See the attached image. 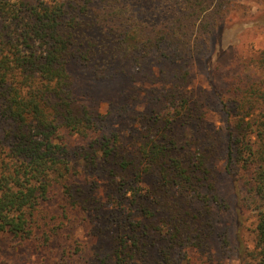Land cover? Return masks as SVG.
<instances>
[{
  "label": "trees",
  "instance_id": "obj_1",
  "mask_svg": "<svg viewBox=\"0 0 264 264\" xmlns=\"http://www.w3.org/2000/svg\"><path fill=\"white\" fill-rule=\"evenodd\" d=\"M93 1L0 0V240L48 246L99 201L83 196L81 167L96 178L108 169L119 178L116 187L130 193L118 201L117 231L105 229L111 245L82 263L86 245L76 240L74 250L64 249L65 263L191 264L195 255L206 254L200 224L216 196L209 168L215 147L182 141L173 132L194 118L185 66L196 58L207 62L236 0H102L99 11ZM96 29H103L101 39L91 34ZM105 50L114 60L135 63L157 51L184 61L162 92L173 113L138 138L136 158L106 116L75 97L70 60L87 62ZM244 76L231 83L233 106L222 101L224 152L239 205L253 210L264 249V85ZM233 161L250 176L247 195L234 177ZM198 205L201 214L184 212ZM108 209L101 204L94 211L103 217L100 211ZM240 251L249 252L247 246Z\"/></svg>",
  "mask_w": 264,
  "mask_h": 264
},
{
  "label": "rangeland",
  "instance_id": "obj_2",
  "mask_svg": "<svg viewBox=\"0 0 264 264\" xmlns=\"http://www.w3.org/2000/svg\"><path fill=\"white\" fill-rule=\"evenodd\" d=\"M101 1L94 0L91 3L93 9L101 10ZM236 3L235 12H231L222 33L216 36L215 49L207 62L196 58L185 66L190 71L188 87L192 92L194 118L192 124L177 125L173 132L182 141L198 139L202 147L207 144L215 147L209 168L216 196H212L209 202L210 215L201 216L203 223L200 224L205 227L206 254L195 255L191 264H264V249L257 241L253 210L239 205V189H236L234 178L226 167L224 149L227 139L223 131L225 113L222 104L223 101L228 103L227 108L233 106L231 100L234 98L229 89L232 81H239L241 75L245 77L244 74L248 73L264 85V27L259 25L264 23V13H261L264 11V0H236ZM146 6L153 7L151 3H146ZM244 11L257 15L249 18V15L243 16ZM149 12L146 10V15ZM102 30L96 29L91 34L101 39ZM160 53L153 52L135 63L134 60H114L105 50L87 62L72 59L68 64L78 104L88 107L95 114L106 116L107 124L121 135L131 158L137 157L138 138L147 134L149 127L157 126L164 117L173 113L162 92L166 82L172 84V76L183 67L184 61H172ZM81 168L79 184L84 190L83 196H95L100 201L95 206L106 205L108 211H100L104 216L97 217L95 206H90L92 213H79L72 227L62 231L46 247H37L32 243L13 245L11 241L0 240V264H66L64 249L70 247L74 250L76 240L86 245V252L81 256L82 263L109 249L110 234L105 229L113 226L117 231L114 219L117 213L120 214L118 201L126 200L130 193L116 187L117 178L108 169L104 178H96L84 166ZM231 168L242 187V194L247 195L245 185L250 176L245 175L246 171L239 161H233ZM117 170L119 172L120 169ZM126 174L121 171L122 176ZM148 188L154 187L149 184ZM57 204L54 202L53 206ZM184 209V212L188 210L190 215H194L201 214L202 207ZM245 246L248 253L240 251Z\"/></svg>",
  "mask_w": 264,
  "mask_h": 264
}]
</instances>
